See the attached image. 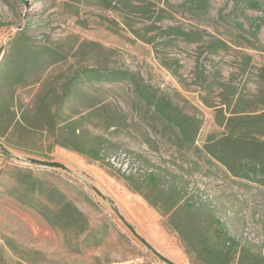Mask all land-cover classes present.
Instances as JSON below:
<instances>
[{
    "label": "rangeland",
    "instance_id": "374dc122",
    "mask_svg": "<svg viewBox=\"0 0 264 264\" xmlns=\"http://www.w3.org/2000/svg\"><path fill=\"white\" fill-rule=\"evenodd\" d=\"M146 1L165 9L164 18L156 25L205 31L203 39L188 43L176 37H157L153 43H146L132 29L150 36L154 32H147L145 27L153 19L130 13L117 1L107 9L96 0H0V21L4 23L0 26V57L7 41L24 26L35 40H44L68 53L66 60L47 69L40 81L16 87L17 106L29 111L38 93L58 94L73 70L97 65L138 73L184 112L199 117L202 123L197 145L208 132L219 130L212 109L199 98L202 91L196 83L197 64L206 71L219 70L223 79L233 73L237 82H245L247 91L255 92L260 85L257 69L264 67V28L258 34L260 45L253 49L237 36V27L232 25V0H208L206 16H196L188 10L184 6L188 0ZM245 14L260 15L253 10H245ZM235 18L243 20L241 14ZM217 39L228 47L213 50L210 41ZM245 55L251 56L254 68L241 73ZM175 60L178 76L163 64L175 65ZM82 89L81 96L65 104L66 115L79 111L87 114L85 95L91 88L85 85ZM93 97V101L117 105L126 117V123L116 133L103 127L104 111L91 119L96 127L82 124L86 142L104 136L119 145L109 158L115 170L142 173L146 163L135 160L138 155L153 164L170 167L173 175L183 176L188 189L199 187L201 194L212 201L233 236L264 249L261 191L233 180L218 165L177 152L168 140L154 135L139 120L144 109L134 107L132 92L126 85L103 84ZM27 127L26 134L7 136L12 144L6 136L0 137V264H166L132 235L119 214L159 253L176 264H194L175 232L163 226L161 215L109 167L59 145L50 146V136L35 123ZM147 137L153 142L147 143ZM33 160L57 161L63 167H46ZM14 167L29 168L45 185L57 188L100 237L99 244L94 245L93 239L87 246L82 242L84 233L76 234L81 222L65 229L52 226L36 210L9 196L7 190L15 184L10 174Z\"/></svg>",
    "mask_w": 264,
    "mask_h": 264
},
{
    "label": "trees",
    "instance_id": "16d2710c",
    "mask_svg": "<svg viewBox=\"0 0 264 264\" xmlns=\"http://www.w3.org/2000/svg\"><path fill=\"white\" fill-rule=\"evenodd\" d=\"M96 1L107 9L113 8L112 1H117L128 12L153 19L145 27L147 32H154L150 36L132 29L146 43H153L157 37H176L188 43H198L203 39L205 31L184 30L178 25H156L155 22L164 18L165 9L154 7L149 1ZM184 6L196 16H206L210 8L208 0H188ZM245 10H253L260 15L248 16ZM263 12L264 0H232V25L237 27V36L253 49L260 45L258 34L264 28ZM240 14L242 21L235 18ZM3 25L0 21V26ZM210 46L213 50L228 47L220 39L210 41ZM67 54L49 42L35 40L28 33V26L17 30L7 41L0 57V137L26 134L29 130L27 124L35 123L50 136V146L59 145L109 167L131 191L138 193L161 215L163 226L175 232L184 253L194 264H264V249L249 241L242 243L233 236L215 205L201 194L199 187L188 189L183 176L173 175L170 167L153 164L139 155L141 159L135 157V160L146 163L145 171L121 173L109 161L119 145L111 137L104 136L98 137V141L92 138L86 142L82 130L84 123L90 124L91 128L96 127L91 119L94 114L104 111L103 127L105 130L112 128L111 133L118 132L126 123V117L117 105L93 101V96L103 84L126 85L132 92L134 107L144 109L139 120L154 135L168 140L183 155H194L204 163L218 165L233 180L255 187L264 196V67L257 69L259 87L255 92H249L245 82H237L233 73L223 79L219 70L206 71L200 63L197 64L196 83L202 91L199 98L212 109L214 122L219 128L208 132L202 143L197 145L201 119L184 112L167 94L127 69L80 66L62 83L60 93H38L29 111L22 109L20 104L18 107L16 87L40 81L42 74L66 60ZM173 62L175 65L163 64L176 75L178 61ZM253 68L251 56L245 55L241 73ZM85 85L91 88L85 95L87 114L82 115L79 111L66 115L65 104L81 96ZM10 140L7 138V142L12 144ZM146 142L150 144L153 141L147 137ZM10 174L15 184L7 190L9 196L36 210L52 226L65 229L81 222L76 234L84 233L82 242L87 246L93 239L94 245L99 244L100 237L88 228L83 215L57 188L45 185L29 168L14 167Z\"/></svg>",
    "mask_w": 264,
    "mask_h": 264
},
{
    "label": "water",
    "instance_id": "95a60500",
    "mask_svg": "<svg viewBox=\"0 0 264 264\" xmlns=\"http://www.w3.org/2000/svg\"><path fill=\"white\" fill-rule=\"evenodd\" d=\"M27 4V3H26ZM20 29V27H19ZM34 162L46 166V167H63V165L57 161H48V160H33ZM119 217L123 224L128 228V230L134 235L143 245H145L154 255H156L159 259H161L166 264H176L171 261L169 258L165 257L157 250H155L143 237H141L136 230L131 226L120 214Z\"/></svg>",
    "mask_w": 264,
    "mask_h": 264
}]
</instances>
